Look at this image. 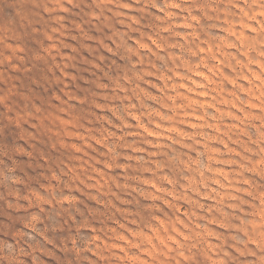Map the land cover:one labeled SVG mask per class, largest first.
Here are the masks:
<instances>
[{"label": "rangeland", "instance_id": "rangeland-1", "mask_svg": "<svg viewBox=\"0 0 264 264\" xmlns=\"http://www.w3.org/2000/svg\"><path fill=\"white\" fill-rule=\"evenodd\" d=\"M0 264H264V0H0Z\"/></svg>", "mask_w": 264, "mask_h": 264}]
</instances>
